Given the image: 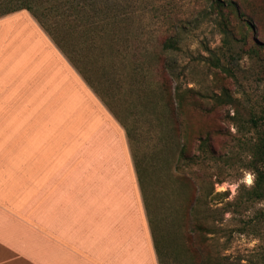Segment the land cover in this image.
Masks as SVG:
<instances>
[{"label":"rangeland","instance_id":"rangeland-1","mask_svg":"<svg viewBox=\"0 0 264 264\" xmlns=\"http://www.w3.org/2000/svg\"><path fill=\"white\" fill-rule=\"evenodd\" d=\"M115 1L131 3L122 9L136 10L143 17V24L133 26L120 46L127 61L140 60L135 70L142 67L137 74L142 76V91L128 85L130 76L114 75L111 92L104 77L89 76L102 88L105 99L121 103L119 109L146 175L144 199L156 228L162 264H264V215L259 216L264 199L247 198L255 180L248 166V147L257 137L249 120L264 105V0H238L241 9L254 17L255 31L234 15L226 28L219 24L222 17L211 11L209 0ZM22 13L20 19L47 35L31 13ZM161 29L174 35L178 49L157 47L161 56L152 69L149 57L139 55V39L147 30ZM48 40L73 67L49 36ZM132 44L137 46L134 54ZM79 59L88 70L92 68L90 59ZM159 69L166 74L159 76ZM160 77L172 95L193 88L204 97L205 110L188 106L184 112L169 114L156 87ZM209 127L217 129L211 137L221 156L217 161L197 148L200 131L205 136ZM186 143L190 155H197L194 160L179 157L180 145ZM195 222L203 224L205 232H194Z\"/></svg>","mask_w":264,"mask_h":264},{"label":"crops","instance_id":"crops-1","mask_svg":"<svg viewBox=\"0 0 264 264\" xmlns=\"http://www.w3.org/2000/svg\"><path fill=\"white\" fill-rule=\"evenodd\" d=\"M22 14L0 19V264H160L124 128Z\"/></svg>","mask_w":264,"mask_h":264},{"label":"trees","instance_id":"trees-1","mask_svg":"<svg viewBox=\"0 0 264 264\" xmlns=\"http://www.w3.org/2000/svg\"><path fill=\"white\" fill-rule=\"evenodd\" d=\"M209 1L211 11L218 13L222 17L219 24H223L225 28L228 24L227 22L231 21V16L234 15L242 21L244 26L255 31V27L252 24L254 17L241 9L238 0ZM130 5L132 4L127 3L122 5L121 1L117 2L115 0H111L110 2L108 0H0V18L22 10L31 13L77 72L82 75L86 82L102 98L105 105L110 109L126 132L144 198V179L146 175L145 173L142 174L143 170L140 168L138 162L137 150L134 146V140L131 137L130 127L123 117L121 109H119L121 103L115 101L110 103L105 99V94L101 91L102 88L97 87L89 76V73H98L101 77H104L105 80L103 82L106 87H109V92H111V85H113L115 80L114 75L122 74L124 77L130 76L129 79L131 81L128 82V85L134 91H142V81H140L142 76L141 74L137 75L142 70V67L135 70V64L137 66L140 60L128 59L127 61L125 54L120 49L127 32L132 33L133 26L139 25L140 23L143 24V17L137 15L135 13L136 10L128 12L122 9ZM139 40H141L139 55L141 57H149L148 64L152 69L155 66V62L161 56L156 50L157 47L163 48L164 50L170 48L178 49V40L174 38V35L168 34L163 29L157 32L147 30L144 33V38L141 34ZM148 45L150 47H147ZM132 47V54H134L137 46L132 44ZM80 52L82 53L80 54ZM81 57L88 58L92 61L93 65L90 70L80 63L79 58ZM159 70V76L166 74L165 69ZM164 80L161 77L158 78L156 87L161 95L162 106L167 107L169 114H174L176 111L184 112L188 106L191 110L198 112L205 110L204 97L193 88H187L185 91L176 90L175 95H172L170 88ZM132 89L129 88L127 91L132 93ZM109 94L111 95V93ZM249 121L252 124V128L257 132V137L248 147L250 158L248 166L253 170L255 180L253 187L247 192V198L248 201L254 202L259 199H264V105L260 106V109L252 114ZM174 129V126L169 128V130ZM216 133L217 129L209 127L206 135L203 136V130H201L198 135L199 143L197 146L200 152L215 161L221 157L211 139L212 135ZM195 156L197 155H190V149L187 143L180 145L179 157L181 159L194 160ZM145 201L146 198L144 199V203ZM145 207L153 235L154 246L160 264H162L161 247H159L157 242L159 240L156 237V228L153 224L154 222L149 218L150 211L146 203ZM262 215H264V212L259 216ZM194 225L196 228L194 232L198 231L200 234L207 229L201 223L195 222ZM205 264H214V262L208 261Z\"/></svg>","mask_w":264,"mask_h":264}]
</instances>
